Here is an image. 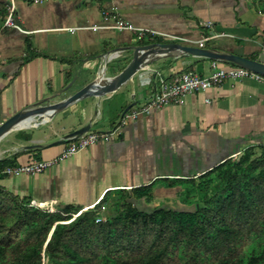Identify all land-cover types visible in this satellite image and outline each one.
Listing matches in <instances>:
<instances>
[{"label":"crops","instance_id":"obj_1","mask_svg":"<svg viewBox=\"0 0 264 264\" xmlns=\"http://www.w3.org/2000/svg\"><path fill=\"white\" fill-rule=\"evenodd\" d=\"M16 18L23 31L1 27L0 19V125L46 99L51 103L65 99L101 73L104 65L107 76L117 75L132 60L134 45H189L175 37L207 36L211 38L204 48L264 62V0H18ZM117 20L157 34L148 32L140 38L135 31L113 28ZM208 21L213 28L205 25ZM27 41L33 51L49 56L25 61ZM175 51L153 52L149 64L115 88L85 96L46 118L34 116L30 126L14 128L0 139V160L17 165L57 157L69 143L67 135L87 126L86 131L112 128L128 107L150 95L162 76L172 80L187 70L211 72L214 59L178 56ZM260 144L264 83L254 76L227 79L221 86L188 94L183 104L129 122L114 139L97 141L41 173L2 174L0 185L53 211L69 205L96 209L108 194L99 211L105 216L120 190L151 211L156 202L163 206L170 203L167 198L181 196L186 180ZM148 186L153 187L150 195L133 192Z\"/></svg>","mask_w":264,"mask_h":264},{"label":"trees","instance_id":"obj_2","mask_svg":"<svg viewBox=\"0 0 264 264\" xmlns=\"http://www.w3.org/2000/svg\"><path fill=\"white\" fill-rule=\"evenodd\" d=\"M7 6L0 0L1 20ZM39 55L49 56L27 41L23 59ZM11 163L1 159L0 170ZM199 178L204 196L195 209L146 211L120 190L115 213L101 221L108 194L96 209L53 211L0 185V264H264V144ZM185 182L186 192L196 185L195 178ZM152 188L133 192L150 195Z\"/></svg>","mask_w":264,"mask_h":264},{"label":"built area","instance_id":"obj_3","mask_svg":"<svg viewBox=\"0 0 264 264\" xmlns=\"http://www.w3.org/2000/svg\"><path fill=\"white\" fill-rule=\"evenodd\" d=\"M6 1L8 5V12L5 18L2 20L1 27H10L23 31L22 26L16 18L18 0ZM28 1L38 3L45 0ZM205 25L209 28H213L214 23L212 21H208L205 23ZM112 27L119 30L135 31L138 33L140 38L145 37L148 32L157 34L156 31L138 28L123 20H117L116 24ZM175 38L179 40L181 39L182 41L187 42L189 45L204 47L205 42L211 37L203 36L199 40L191 38ZM117 52V50L110 52L108 57L110 55L116 54ZM211 69V72L205 75H201L195 70H187L182 75L177 76L172 80H167L164 76H162L160 81L155 83L150 95L146 97L142 103L126 110L112 128L108 130L85 131L82 133L69 134L65 137V139L69 141L68 145L57 157L47 160H33L24 164L9 165L1 169L0 173L9 176H19L22 174L36 175L41 173L55 166L60 161L77 154L83 149H86L97 141H110L114 139L116 135L122 132L123 127L129 122L135 121L143 115L151 114L156 109L173 104H183L188 94L221 86L227 79L240 81L249 76H254L259 81L264 83L263 74L257 73L243 66H222L219 63V60L214 59L211 62ZM239 154L240 153L235 156L233 155L234 158H236ZM31 204L36 206L33 201H31ZM97 220L101 221L102 218L99 217Z\"/></svg>","mask_w":264,"mask_h":264},{"label":"water","instance_id":"obj_4","mask_svg":"<svg viewBox=\"0 0 264 264\" xmlns=\"http://www.w3.org/2000/svg\"><path fill=\"white\" fill-rule=\"evenodd\" d=\"M167 48L175 49V54L178 56L193 54L216 60L229 61L264 75L263 61L254 60L237 53H223L215 49L191 46L179 42H157L146 45H134L130 48L133 54L132 60L120 73L115 76H107V66L104 65L101 73H98L94 79L67 96L65 99L53 103L46 99L42 104H39L36 107H31L17 112L0 125V139L14 128H17L24 120L29 118L32 119L34 116L44 118L45 116L54 113L57 109L66 107L85 96L99 95L107 90L115 88L137 73L139 69L149 64L151 61V57L149 55L151 53L158 52L160 54L162 49ZM175 54L167 52V56L169 57H173ZM159 56L160 55H157V57ZM71 84L72 83H70L65 90H68ZM128 109H130V107H128ZM86 130H89L88 126L83 127L76 133H82Z\"/></svg>","mask_w":264,"mask_h":264},{"label":"rangeland","instance_id":"obj_5","mask_svg":"<svg viewBox=\"0 0 264 264\" xmlns=\"http://www.w3.org/2000/svg\"><path fill=\"white\" fill-rule=\"evenodd\" d=\"M244 151H242L243 153ZM256 154H260L261 153V149L258 148L255 151ZM239 156V155H238ZM238 156L236 158H233L234 160L238 159ZM201 178H197L196 179V185L194 188H192V190L189 192V190L186 192L185 190H183L182 195L181 196H177L174 197V199L172 198H167L168 201L170 202L169 204L164 203L165 205L163 206H168V207H172V208H186V209H195L198 204L202 203L203 200V191L201 189ZM200 184V186H199ZM184 187L185 189V185L182 186V188ZM117 199H120L117 197ZM116 201V199H114L112 202L114 203ZM112 203H110V207H108V209L106 210L105 216L104 215H100V218H105L107 215L113 214L115 213V211L113 210V205H111ZM157 204V205H156ZM148 205V204H147ZM161 207L160 204H158V202H156L154 204V206L152 205L151 208H158Z\"/></svg>","mask_w":264,"mask_h":264},{"label":"bare ground","instance_id":"obj_6","mask_svg":"<svg viewBox=\"0 0 264 264\" xmlns=\"http://www.w3.org/2000/svg\"><path fill=\"white\" fill-rule=\"evenodd\" d=\"M46 118V117H45ZM34 119V118H33ZM35 123V122H34ZM32 124V119L24 120L18 127L30 126ZM16 130V129H15Z\"/></svg>","mask_w":264,"mask_h":264}]
</instances>
